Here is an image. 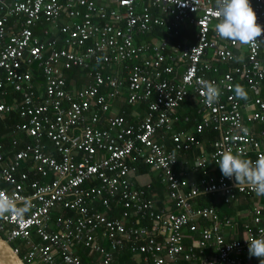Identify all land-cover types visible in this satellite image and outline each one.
<instances>
[{"label": "built area", "instance_id": "1", "mask_svg": "<svg viewBox=\"0 0 264 264\" xmlns=\"http://www.w3.org/2000/svg\"><path fill=\"white\" fill-rule=\"evenodd\" d=\"M249 3L264 29V0ZM216 11V0H0V117L19 118L11 149L0 141V191L30 203L22 218H0V235L27 264H246L244 239L264 235V202L248 210L245 236L232 240L222 226L235 222L195 203L264 197L235 187L217 164L224 151L253 162L264 156V32L249 45L221 39ZM43 22L55 37L35 33ZM156 27L162 35L139 39ZM183 27L192 33L180 35ZM73 67L89 77L80 89L64 77ZM205 82L220 90L211 105ZM237 84L246 99L236 97ZM7 92L20 95L7 102ZM123 92L127 104L147 105L135 124L110 113ZM191 96L204 110L193 130L173 131L175 110ZM206 129L218 132L211 149L180 163ZM167 131L170 148L157 138ZM19 133L30 141L17 148ZM137 163L155 171L169 206L149 196L152 183L136 182ZM125 253L129 261L119 259Z\"/></svg>", "mask_w": 264, "mask_h": 264}, {"label": "crops", "instance_id": "2", "mask_svg": "<svg viewBox=\"0 0 264 264\" xmlns=\"http://www.w3.org/2000/svg\"><path fill=\"white\" fill-rule=\"evenodd\" d=\"M62 3L64 2V0H60ZM67 18L63 15L61 17V21H66ZM60 21V22H61ZM7 27L10 28V24H7ZM51 25H49V23L47 22H43L42 25L38 28L37 34H39L40 38L43 40H45V38H51V37H55L57 35V32L51 31ZM42 29H47L48 36L43 34V30ZM193 30V28H187V30ZM157 32L159 35H162L161 31L154 30V28L146 35L139 37V39L141 38H145L146 40H151L153 37L158 36V34H154V32ZM190 33V32H189ZM189 33H187V35H189ZM190 41H192V38H189ZM228 67V64H221L220 68L221 69H226ZM32 69V80L33 83L35 84L36 89L42 90L43 89V78L41 76V71L40 69L37 67L36 64H33V66H31ZM73 70H78L77 67H73ZM72 69H68L63 71L64 73V77L66 78L67 75L71 74L74 75V77L69 78L71 81L69 82L72 85L73 89H80L82 88L85 84H87L89 82V77H87V75L84 72H79L76 71L77 73H75V71H73ZM68 75V77H69ZM73 81V82H72ZM18 96L20 94H17ZM125 96L126 93L123 92L122 94H120L119 96H116L113 101L111 102L110 105V113L112 114H123L127 123L129 124H135L138 121L141 120V118L143 117V115H145L146 113V103L141 102V103H134V104H127L125 101ZM250 97V96H249ZM7 98V99H6ZM5 100L7 102H13V94L12 92H7L5 94ZM197 109H201L204 110V108L202 107V105L197 101L195 96H191L188 99H186V104L181 105L177 110H175V114L177 116H179V121L175 122V124L173 125V131H181V130H193V126H194V120H196L198 118V114H197ZM9 115H13L16 117L15 113H11L8 114ZM184 116H189L188 120H184L183 117ZM5 117H7V115L5 116H1L0 117V121H2L3 126L2 129H0V141H2L5 145V147L7 149H9L11 147L9 139H7V137H9V132H11L14 130L13 126L15 125V123L11 124L9 122H5ZM11 117V116H10ZM4 119V120H3ZM17 123V122H16ZM99 126L101 127H105L106 123L104 121L99 122ZM4 132V133H3ZM162 134L158 135V139L163 141V142H169L168 139H170L171 136V132H162ZM19 138H20V143L17 146V148H20L23 146V144L21 143H25L30 141V138L28 136H25L23 134L19 133ZM202 140L200 141V146L196 147V148H192L189 151L180 153L179 158H180V163L181 161L184 159L188 162H191L192 159L194 158V156L200 154L202 151H209L211 149L210 146V139L208 140L207 137L203 138L202 134L200 135ZM3 138L6 139V141L3 140ZM46 144L48 145V152H51L53 155L57 156V154L55 153V151H53V149L51 148V145L48 141H45ZM11 149V148H10ZM179 166V163L177 164ZM135 180L138 184H147V183H159L157 180V175L155 173V171L151 170V169H144L143 171H139L136 176H135ZM160 184V183H159ZM163 186H161V189L156 188L155 190V194H156V200L157 203L159 204V206L163 205V206H169L171 204L170 201H168V199L165 196V189ZM221 195H218V197H220ZM202 198V197H201ZM198 199V203L195 204H205L204 201H200V199ZM264 202V200L261 198H258L256 195H238V197L230 204L231 208H229V210L226 209H220L219 213L220 216L222 215H226L229 218L232 219V223H234L233 225H223L222 229L225 232V236L227 240H232V239H242L245 236V229H244V225L246 223L251 224V215L248 212V210L250 208L253 207L254 204H262ZM79 254L81 255L82 259H86L87 258V253L83 252V251H78ZM84 255V256H82ZM91 257L93 258H98L97 255H91ZM242 257L244 258V260L246 261V264H259V259L256 257H248L247 255H242ZM125 258H128L127 260H130V257L128 256L127 253L123 254V256L119 257L120 260H123ZM125 260V261H127Z\"/></svg>", "mask_w": 264, "mask_h": 264}, {"label": "clouds", "instance_id": "3", "mask_svg": "<svg viewBox=\"0 0 264 264\" xmlns=\"http://www.w3.org/2000/svg\"><path fill=\"white\" fill-rule=\"evenodd\" d=\"M180 4L183 6L186 3ZM216 5V15L219 20L215 25V31L221 39L249 45L261 37L264 29L257 24L249 0H216ZM203 88L206 103L211 105L217 102L220 95L219 88L212 82H205ZM234 91L237 98H247V93L241 85H235ZM217 164L225 178L234 179L235 187L248 185L258 196L264 195V156L253 162L230 151H224L220 154ZM29 208V202L25 201L23 206H18L17 201L0 191V218H4L6 214L22 218ZM244 240L248 245L249 257H256L259 259V264H264V235Z\"/></svg>", "mask_w": 264, "mask_h": 264}, {"label": "trees", "instance_id": "4", "mask_svg": "<svg viewBox=\"0 0 264 264\" xmlns=\"http://www.w3.org/2000/svg\"><path fill=\"white\" fill-rule=\"evenodd\" d=\"M158 28L156 27V28H154V30H157ZM159 30V29H158ZM189 32H191V30H186L185 28L182 30V34L181 35H187V33H189ZM157 32L155 31L154 32V34H156ZM158 34V33H157ZM190 34V33H189ZM229 67H227L226 69H228ZM224 69V68H223ZM73 70V69H72ZM73 71H75V73H77L76 71H79V72H84L85 73V70H83V69H80V68H78V70H73ZM69 75V74H68ZM68 75H67V77H66V81H67V83L69 84V82L71 81L69 78H71V77H74V75H72V73L69 75V77H68ZM73 82V81H72ZM12 94H13V98L14 97H18V95H17V93H15V92H12ZM7 99V98H6ZM11 116V117H10ZM5 119V122H9V123H11V124H13V123H16L17 121H19V118L16 116H13V115H7V117H5L4 118ZM3 119V120H4ZM2 126H3V123H2V121H0V129H2ZM4 133V132H3ZM218 136V132L216 131V130H212V129H206V130H204V132L202 133V137L203 138H205V137H207L208 138V140L211 142L214 138H216ZM199 138H200V141L202 140V138H201V136H199ZM3 140L4 141H6V139L5 138H3ZM166 145H167V147L168 148H170L171 146H170V144L167 142L166 143ZM138 164V172L139 171H143L144 169H150L148 166H146V165H144L143 163H137ZM161 184H159V183H157V182H155V183H152L151 184V188L148 190V194H149V196L152 198V199H155L156 200V194H155V190H156V188H158V189H161ZM163 188V187H162ZM212 198L210 199V200H203V198H201L200 199V201H204V205H214L215 207H216V210L218 211V213H219V210L220 209H226V210H229V208H231V203L230 204H226V203H224L223 201H222V197L220 196V197H218V195H216V196H211ZM262 199L264 200V197H262ZM154 200V201H155ZM156 202V204L159 206V204L157 203V201H155ZM261 211H262V213L264 214V206L261 208ZM220 214V213H219ZM82 256H84V255H82ZM128 258H125L124 259V261L125 260H127ZM128 261V260H127ZM134 264V263H133Z\"/></svg>", "mask_w": 264, "mask_h": 264}, {"label": "water", "instance_id": "5", "mask_svg": "<svg viewBox=\"0 0 264 264\" xmlns=\"http://www.w3.org/2000/svg\"><path fill=\"white\" fill-rule=\"evenodd\" d=\"M0 264H27L12 244L0 235Z\"/></svg>", "mask_w": 264, "mask_h": 264}, {"label": "bare ground", "instance_id": "6", "mask_svg": "<svg viewBox=\"0 0 264 264\" xmlns=\"http://www.w3.org/2000/svg\"><path fill=\"white\" fill-rule=\"evenodd\" d=\"M186 29L187 30V28H192V27H183L181 30H180V32H181V34H182V30L183 29ZM37 32H39V31H37ZM37 32H35L36 34H37ZM192 32H190V34H191ZM180 34V35H181ZM40 36V35H39ZM148 41V40H147ZM203 198V200H210L212 197H210V196H204V197H202ZM223 202H224V200H222ZM233 201H231V202H229V203H226V204H230V203H232ZM225 203V202H224ZM208 206H213L215 209H216V207L214 206V205H208ZM217 211V210H216ZM217 213H218V211H217ZM219 214V213H218ZM220 215V214H219Z\"/></svg>", "mask_w": 264, "mask_h": 264}]
</instances>
